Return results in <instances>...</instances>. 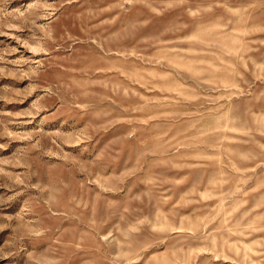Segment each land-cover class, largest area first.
<instances>
[{"label": "rangeland", "instance_id": "obj_1", "mask_svg": "<svg viewBox=\"0 0 264 264\" xmlns=\"http://www.w3.org/2000/svg\"><path fill=\"white\" fill-rule=\"evenodd\" d=\"M0 264H264V0H0Z\"/></svg>", "mask_w": 264, "mask_h": 264}]
</instances>
